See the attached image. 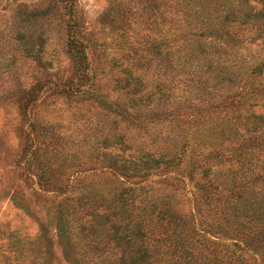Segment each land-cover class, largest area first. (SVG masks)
Segmentation results:
<instances>
[{"label":"trees","instance_id":"obj_1","mask_svg":"<svg viewBox=\"0 0 264 264\" xmlns=\"http://www.w3.org/2000/svg\"><path fill=\"white\" fill-rule=\"evenodd\" d=\"M4 1L0 0V12L12 5L9 17L0 18V79L12 75L15 82L0 90V105L18 101L25 104L21 108L25 112L27 106L52 95L106 99L95 83L90 32L77 0L14 5ZM151 2L156 19L164 23L168 16L169 67L174 75L184 69L186 79L196 83L193 87L198 92L190 91L184 103L170 111L176 122L170 152L155 156L146 152L139 159L128 156L121 162L108 159L106 165L100 159L103 153H96L90 156L96 162L91 169L109 168L120 177L142 178L165 165L191 182H172L168 191L148 197L147 188L138 194L136 187L125 186L120 180L112 201H105L99 193L98 197H80L92 210L72 228L92 244L82 249L71 247L66 230L74 220L60 216L59 235L67 246L64 257L74 259V264H264V0ZM63 30L72 77L53 81L45 72L52 60L44 59L43 53L48 39L54 34L60 37ZM161 41L166 43L164 38ZM158 47H153L156 52ZM27 57L35 68L34 82L26 87L18 79L17 62ZM125 82V94L121 95L122 91L116 97L133 101L138 86L128 88V80ZM212 89L217 90L216 97L193 103L192 98L201 95L199 91L210 93ZM31 125L34 128L35 122ZM45 131H37L41 141L56 148V139ZM27 141L26 148L31 145L35 152L34 136H28ZM52 187L64 191L57 183ZM186 192L191 196L183 212L186 203L179 195ZM19 251L11 249V264H42L37 259L47 252L31 251V260L21 262ZM252 256L255 262L250 261ZM79 257L89 260L82 263Z\"/></svg>","mask_w":264,"mask_h":264},{"label":"rangeland","instance_id":"obj_2","mask_svg":"<svg viewBox=\"0 0 264 264\" xmlns=\"http://www.w3.org/2000/svg\"><path fill=\"white\" fill-rule=\"evenodd\" d=\"M21 1L36 0H8L13 5ZM77 4L90 32L92 69L97 73L95 83L107 97L99 101L52 95L27 106L25 112L22 110L25 104L18 101L0 105V264H11L13 248L21 250V254L17 253L21 262L31 260L34 256L31 251L37 254L46 250L37 259L40 263L74 264V259H66L63 254L67 246L59 235V217L74 220L66 230L71 247L90 246L92 242L81 239L77 229L72 228L92 210L82 201L90 194L97 197L101 194L105 201H112L120 180L125 186L136 187L134 192L138 194L147 188L148 197L168 191L172 182H191L186 176L175 175L165 165L142 178L120 177V173L109 168L91 169L96 162L90 156L96 153H103L100 159L106 165L108 159L121 162L128 156L139 159L146 152L153 156L170 152L176 128L170 111L184 103L190 91L198 90L193 87L194 81L186 79L184 69L174 75L169 67L165 33L168 16L164 23L161 18L156 19L151 0H77ZM11 5L1 10V19L9 17ZM105 12L109 14L104 15ZM163 38L166 43L161 41ZM66 40L63 30L60 37L54 34L45 44L43 58L52 60L45 72L53 81L72 77ZM156 44L158 52L153 48ZM18 65V79L24 86H30L34 82V61L30 57L22 58ZM176 67L180 69V64ZM126 80L128 88L138 86L133 101L116 97L122 91L121 95L125 94L126 88L122 87ZM14 82L12 75L4 76L0 79V90L9 85L13 87ZM199 92L201 95L197 93L192 98L194 104L202 98L207 100L210 95L217 96L216 89L210 93ZM182 117L187 118V114ZM39 129L46 130L48 136L53 135L56 148L41 141ZM28 136H34L35 152L31 145L26 148ZM44 183L48 188H44ZM54 183L64 191H54ZM189 195L190 192L179 195L182 203H186L181 209L183 212L188 208ZM80 197L84 199L79 200ZM132 213L136 214V210ZM88 260L78 259L82 263ZM250 261L255 262L254 256Z\"/></svg>","mask_w":264,"mask_h":264}]
</instances>
